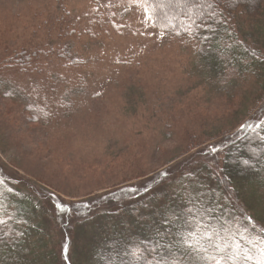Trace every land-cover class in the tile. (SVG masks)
Returning <instances> with one entry per match:
<instances>
[{
    "label": "rangeland",
    "instance_id": "1",
    "mask_svg": "<svg viewBox=\"0 0 264 264\" xmlns=\"http://www.w3.org/2000/svg\"><path fill=\"white\" fill-rule=\"evenodd\" d=\"M231 24L215 51L159 31L136 0H0V63L36 50L81 62L22 58L40 73H0V231L10 264H89L87 237L75 251L68 230L79 222L73 208L132 202L149 186L158 193L179 163L174 181L191 173L206 189L231 136L264 121V16L236 14ZM225 53L241 70L225 67ZM202 200L211 211V196Z\"/></svg>",
    "mask_w": 264,
    "mask_h": 264
},
{
    "label": "trees",
    "instance_id": "2",
    "mask_svg": "<svg viewBox=\"0 0 264 264\" xmlns=\"http://www.w3.org/2000/svg\"><path fill=\"white\" fill-rule=\"evenodd\" d=\"M231 2L232 0H188L186 6L179 3L178 0H163L165 6L161 8L157 7L161 0H151L150 15L154 17L152 19L154 27L164 34L176 38H192L200 43V49L204 45L206 49L215 46V51H218L221 50L222 40L233 33L231 23L236 14L244 16L246 19L264 16V0H251L248 8L237 7L235 9L231 7ZM193 4L201 5V7L193 8L189 14L188 7ZM48 55H53L68 68H73L71 61L76 63V66L81 64L70 57L68 52L57 54L56 51L51 50L48 52L36 50L32 53L20 51L15 60H5L0 63V73L7 69L13 70L17 74H39V70H26L18 62L22 58L27 61L30 59L35 61L41 56ZM225 55L228 59V65L225 67L241 70L238 60L233 58V61L232 57L226 53ZM227 59L219 60L218 63H225ZM251 60L258 66V73L254 69L250 73L256 78H260L262 61L259 63L255 61V58ZM215 64L212 65L215 69L221 67L220 64ZM185 163H179L171 168L169 176L165 172L167 179L164 183L159 184L162 191L158 193L153 190V186H149L138 192H132V195L138 196L132 202L125 200L123 203L121 202L122 204L118 202L110 205V202L101 200L92 202L94 203L92 206L84 203L73 208L74 220H79V222L76 223V227H68V230L76 242L75 251H78L81 235L87 237L86 241L90 249L89 264H147L151 257L144 253V249L155 246L158 239L161 245L173 239L166 235L163 239L156 237L157 228L162 229V221L172 220L174 213L184 209L186 201L193 196L199 200L197 207L203 212L205 221L216 225L217 220L213 217H223L220 224L226 223L233 233H243L247 236L264 235V231L260 230V228L264 230V220L262 219L264 215V127L241 128L231 136L224 150L221 169L213 176L212 183L204 185L206 188L204 190L199 187L201 186L200 180L191 173L174 181L178 167ZM174 168L177 169L174 170ZM204 169L210 171L206 165H204ZM172 186H176V189H172L166 194ZM231 193H233L235 201ZM203 194L211 196V211L201 207ZM129 196L131 195L126 193L119 200ZM237 202L243 204L244 208L239 207ZM105 207L109 209L108 212H104L102 215L96 213L100 208ZM244 210L250 212L252 217ZM70 211L71 209H64L61 212V217L67 219ZM1 233L2 230L0 237L5 241L4 235ZM7 245V241L0 243L2 251L0 264H10ZM117 251L120 253L119 255H117ZM142 253L143 255H141ZM137 255H141L139 260L136 258ZM202 255V253L192 252L189 264H206L200 259ZM177 256H179V252Z\"/></svg>",
    "mask_w": 264,
    "mask_h": 264
},
{
    "label": "snow or ice",
    "instance_id": "3",
    "mask_svg": "<svg viewBox=\"0 0 264 264\" xmlns=\"http://www.w3.org/2000/svg\"><path fill=\"white\" fill-rule=\"evenodd\" d=\"M136 2L144 5V13L149 19L154 18L150 15L151 0H136ZM178 2L188 5V0H178ZM250 3L251 0H232L231 7L248 8ZM164 6L163 0L157 5L161 8ZM199 7L201 5L193 4L188 7V13L191 14L193 8ZM256 127H264V121ZM197 204L199 200L189 198L185 208L174 213L172 220L162 221L163 228H157L156 237L163 239L166 235L173 239L163 245L158 239L155 246L144 249V253L151 257L147 264H189L192 252L202 253L200 259L206 264H264V235L247 236L243 233H233L226 223L220 224L223 217H213L217 220V224L213 225L203 219V212ZM6 223V220L0 219V225ZM3 242L5 241L0 237V243ZM177 245L179 247H176ZM178 252L179 256H177ZM119 254L117 251V255ZM141 255H137V260Z\"/></svg>",
    "mask_w": 264,
    "mask_h": 264
}]
</instances>
